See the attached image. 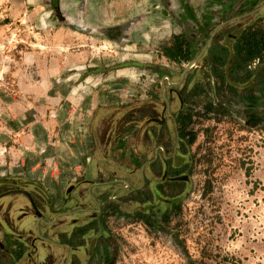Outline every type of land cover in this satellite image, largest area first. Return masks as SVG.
Wrapping results in <instances>:
<instances>
[{"label":"rangeland","instance_id":"1","mask_svg":"<svg viewBox=\"0 0 264 264\" xmlns=\"http://www.w3.org/2000/svg\"><path fill=\"white\" fill-rule=\"evenodd\" d=\"M242 1L223 0L203 32L179 21L177 0H0V209L23 182L39 205L59 204L89 165L141 169L140 148L176 141L154 179L84 235L88 264H264V79H249V106L247 84L218 87L203 50L212 32L221 44L228 27L264 29V0L240 13ZM180 33L198 43L187 62L203 50L184 73L162 54ZM164 77L183 98L176 120L160 110Z\"/></svg>","mask_w":264,"mask_h":264},{"label":"flooded vegetation","instance_id":"2","mask_svg":"<svg viewBox=\"0 0 264 264\" xmlns=\"http://www.w3.org/2000/svg\"><path fill=\"white\" fill-rule=\"evenodd\" d=\"M191 63L188 69L195 66L194 63V66L191 67L193 62L191 61ZM185 65L187 64H184L183 67ZM162 81L161 89L157 90L159 102H164L165 105V109L163 106L160 107V110L163 111L162 117L165 119L169 116L171 120L172 117L176 120L178 116L183 115L171 107L175 102L182 103L183 98L179 93H174V97H171L173 86L168 85L171 83L170 80L168 81L164 77ZM174 132H176L178 140L180 131L174 130ZM175 145H177L176 141L170 152H166L165 146L161 144L151 146L146 154L144 147L140 148L138 156L143 158L141 162L143 166L137 170L128 171L118 167L107 169L100 163H93L95 168H91L90 174L70 188L66 196L63 197L65 199L63 205L56 209L45 199L39 205L29 183L23 182L24 186H20V189L5 192L4 194L8 195H4L3 198H7L8 202L3 205L4 209H0V215L6 214L4 211L10 208L9 201H11L12 210L18 208L20 215L30 216L32 219L28 231L17 234L13 242L20 257L26 251H28L26 254L28 256L32 249H39L45 251L39 264H88L87 247L89 244L84 239V235L102 227V212L107 206L122 204L129 193L138 190L149 180H153L154 164L166 165L170 158H174ZM177 172L179 171H171L173 174L176 173L175 175ZM15 197H22L25 199V203L18 206L13 200ZM6 245L5 247L8 246ZM19 255H12L13 259L20 258Z\"/></svg>","mask_w":264,"mask_h":264},{"label":"trees","instance_id":"3","mask_svg":"<svg viewBox=\"0 0 264 264\" xmlns=\"http://www.w3.org/2000/svg\"><path fill=\"white\" fill-rule=\"evenodd\" d=\"M232 3L236 0H231ZM257 0H243L239 7L240 13L247 9L253 8ZM264 13V8L261 11ZM204 18V17H203ZM196 22L193 18L191 19ZM211 17L204 18L203 28L199 31H205L204 28L210 25ZM257 19L256 21H258ZM260 21V20H259ZM206 32V31H205ZM208 35L205 37L207 38ZM224 43H216L212 39L205 50V63L209 67V75L214 79L218 87H222L225 83V88L229 93H235V87L238 85H246L243 91L247 90L245 95H241L244 102L249 106L256 104L257 98L253 95L251 88L253 83H249V79L259 82L264 79V69L255 73L250 70L248 66L253 60L260 61L264 58V29L256 26L254 23H248L243 26L228 27L227 31L222 35ZM198 50V43L195 36L180 33L171 36V43L163 48L162 54L171 63L181 64L191 59ZM243 94V93H242ZM215 113L216 109L211 104L205 105V113ZM248 125H257L261 119L255 114L246 115ZM180 131L181 138L187 137L186 133ZM188 138V137H187ZM192 137L188 139L187 143L192 142Z\"/></svg>","mask_w":264,"mask_h":264},{"label":"crops","instance_id":"4","mask_svg":"<svg viewBox=\"0 0 264 264\" xmlns=\"http://www.w3.org/2000/svg\"><path fill=\"white\" fill-rule=\"evenodd\" d=\"M177 1L180 6V11L177 13L179 21L192 24V26L196 30H199L200 27L203 28L204 18L207 16L211 17L210 11H214L215 9L220 8L223 3V0H202L200 2V6H196L195 4L198 3L192 4L193 0ZM192 18L196 21L195 23L191 20ZM212 21L213 18H211L210 20L211 24L204 28L205 30L213 26ZM93 167L95 168L93 164L89 165L86 174H90L91 168ZM26 183L31 184L28 181ZM13 200H15V203H17L18 206H20V204L22 203H25V199H23L22 197H15ZM50 201V205L54 209L59 208L63 205L62 199L60 200L59 204H54L53 199H51ZM11 203L12 202L9 201L10 208L7 211H4L6 212V214L0 215V264H39L45 255V251L39 249L34 250L31 248L32 252L30 255L27 256L26 254L28 251H26L25 253H23V256L21 255L20 257L18 249H16L13 245L17 234L28 231L32 219H30V216L20 215V209L18 208L12 210ZM5 244L8 245H6L8 248L5 247ZM15 254L16 256L19 255L20 258L13 259L12 255Z\"/></svg>","mask_w":264,"mask_h":264},{"label":"water","instance_id":"5","mask_svg":"<svg viewBox=\"0 0 264 264\" xmlns=\"http://www.w3.org/2000/svg\"><path fill=\"white\" fill-rule=\"evenodd\" d=\"M263 7H264V3H263L261 6H259L257 9H259V8H263ZM257 9H255V10L252 11L251 13L255 12ZM216 28H217V27H215L214 30H215ZM214 30H213V31H214ZM213 33H214V32H212L211 35L208 37V40H207V42L205 43V45H204V47H203V50H204L206 47H208V45L210 44L211 39H212V36H213ZM203 50H202V51H203ZM202 51H200V52L197 54V56H196L194 59H192L191 61H193V62L195 63V62L197 61V59L199 58V56L201 55ZM191 61H189V62H191ZM189 62H187L186 64L188 65ZM187 65H185V67H183V73H184L185 71L188 70L187 67H186ZM160 82H162V79H160ZM160 85H161V83H160Z\"/></svg>","mask_w":264,"mask_h":264},{"label":"bare ground","instance_id":"6","mask_svg":"<svg viewBox=\"0 0 264 264\" xmlns=\"http://www.w3.org/2000/svg\"><path fill=\"white\" fill-rule=\"evenodd\" d=\"M193 62V61H192ZM191 62H189V64H190ZM189 64L186 66L187 67V69L189 68ZM192 64V63H191Z\"/></svg>","mask_w":264,"mask_h":264},{"label":"built area","instance_id":"7","mask_svg":"<svg viewBox=\"0 0 264 264\" xmlns=\"http://www.w3.org/2000/svg\"><path fill=\"white\" fill-rule=\"evenodd\" d=\"M256 61H257V60H253V62H252V63H255ZM252 63H251V64H252Z\"/></svg>","mask_w":264,"mask_h":264}]
</instances>
